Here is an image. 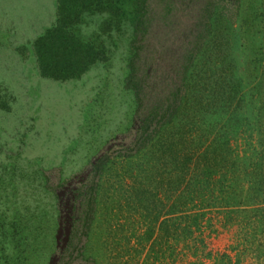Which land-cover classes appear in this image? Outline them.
I'll list each match as a JSON object with an SVG mask.
<instances>
[{"label":"rangeland","instance_id":"374dc122","mask_svg":"<svg viewBox=\"0 0 264 264\" xmlns=\"http://www.w3.org/2000/svg\"><path fill=\"white\" fill-rule=\"evenodd\" d=\"M127 7L110 32L106 15L56 31L58 0H0V264H264L233 164L262 149L251 88L264 85V0L215 2L175 115L140 152ZM180 151L214 162L183 174Z\"/></svg>","mask_w":264,"mask_h":264},{"label":"trees","instance_id":"16d2710c","mask_svg":"<svg viewBox=\"0 0 264 264\" xmlns=\"http://www.w3.org/2000/svg\"><path fill=\"white\" fill-rule=\"evenodd\" d=\"M224 1L58 0L56 31H63L66 27L72 26L77 29L84 23V15H106L111 20L106 22V31L102 32H110L116 29L121 22L115 25V20L125 17L127 13L125 7L128 5L127 8L132 16L133 39L129 75L125 81V88L134 93L137 104L133 151L140 152L147 148L165 121L175 115V110L178 108L177 99L208 37L215 2ZM233 1L239 0H231ZM74 50L71 51L73 54L76 51ZM75 64L78 67L79 62L76 61ZM251 89L253 93H256L259 104V109L254 108L253 113L258 119L259 128L262 126V131L259 133L262 139V149L249 154L248 167L242 162H240L241 165H237L235 163L237 161L233 162L236 168L239 167L238 172L243 171L242 175L245 176L244 187L239 183L235 191L236 194L239 192L238 197L241 194L242 199L249 204L254 215L253 219H259L264 225V85H254ZM198 159L199 157L195 159L193 153L191 155L189 152L180 151L175 153L174 163H176V168L185 174L190 171L191 165L196 166L195 161ZM199 160L202 162L200 169H203V163L212 165L214 162H211L212 158H205V155ZM217 162L218 165H224L226 161ZM107 164V156L97 158L92 165L91 175L100 176ZM94 189L91 192L90 190L80 192V208L85 206L87 209L85 213L93 212ZM72 191L71 193H74ZM243 200H241L242 205ZM84 212L80 216L74 215L70 218L75 229L74 238L79 232L80 223L86 220L82 217ZM173 226L174 219L164 222L165 235L166 232L172 233Z\"/></svg>","mask_w":264,"mask_h":264}]
</instances>
